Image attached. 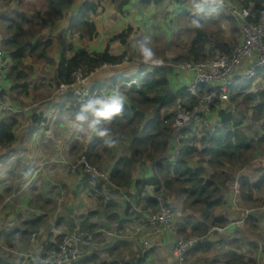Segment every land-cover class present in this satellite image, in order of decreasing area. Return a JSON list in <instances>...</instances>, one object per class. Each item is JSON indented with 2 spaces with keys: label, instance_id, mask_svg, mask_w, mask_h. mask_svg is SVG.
Listing matches in <instances>:
<instances>
[{
  "label": "crops",
  "instance_id": "0c3cea01",
  "mask_svg": "<svg viewBox=\"0 0 264 264\" xmlns=\"http://www.w3.org/2000/svg\"><path fill=\"white\" fill-rule=\"evenodd\" d=\"M34 1L37 2L38 0H12L10 4L0 5V54L3 55L6 64H11L12 60H10V54L3 49L5 37L6 34H8L3 21L14 19L15 17H24L30 21L31 24L34 23L30 11L28 13L24 11L26 10L25 6L29 4V7H31ZM123 1L124 0H40L42 3L52 4L53 12H50L47 7H42V10L36 14L37 17L42 16L45 8L44 12H48L49 17L48 19L41 20L43 30L36 35L33 44L39 40L50 41L51 47L48 51V57L54 60L56 65H58L63 58L71 59L76 51L81 50L78 47L81 44L82 37L78 36L81 32L76 28L75 22L79 17L80 10L86 3L99 5L101 8L100 12L97 11L93 15H90V20L94 21L97 28V36L90 41H95L99 37H102L105 39L104 41L120 42L114 40V38L126 31H130L129 40L132 35V29H143V27H145L144 29H148L153 26L148 25L151 20L148 14L152 12L155 13L156 8L159 7L139 4L130 0H125L128 4L122 7L121 4ZM103 2H107V4L102 10ZM57 4L61 7H57ZM167 5L171 7L175 14L181 12L187 18L192 16L191 10L187 5L175 4L174 2L169 3V1L165 2V6ZM4 7L5 12L1 13ZM120 7L123 9L122 13L119 12ZM33 9L34 8H32V10ZM55 11L57 12L56 15L54 14ZM222 13H224V11ZM58 15L59 17H57ZM109 16H112L113 19L115 16V21L122 23L116 26L115 31H113L114 25L111 26L112 22L111 19L108 18ZM58 18L60 19L59 21ZM232 23L235 25V20H233ZM44 25H48V27L44 28ZM27 29H29V27ZM225 29L230 32L228 27H225ZM234 30L236 31V27ZM2 32L6 33L5 36H2ZM61 38H66L68 41H58L57 45L60 46V50L53 52L54 44L57 42L56 39ZM239 42L240 40L237 38L234 40L233 46H235V44L237 45ZM27 64L29 67L31 66V63ZM122 67L123 66H108L99 72L97 83L100 82V79L104 80L106 83V85L101 84L97 87L99 92L101 90L110 89L113 85L120 83L114 81L113 78L117 75L116 71L120 70ZM55 69L54 66V71L52 74L48 75L49 77L52 76V81L49 84L50 87L55 85L53 82ZM35 70L37 72L40 71V69L31 68L29 72L30 76L28 81H30V85L27 90V96L21 93L20 90H14V88L20 84L19 82L4 79L1 83L6 103L10 109L3 114L2 120L6 117H16L17 125L14 129V142L8 147L0 148V222L2 220L9 223L7 228H0V233L24 229L27 222L36 220L41 221L40 228L47 224L45 229H41V233H49L47 239L41 236V240L37 245L32 244L31 241H27L21 242L13 248L0 239L1 256L7 258L10 264H17V257L21 258V260L24 259L23 262L25 261V264H31L30 258L36 255V253L37 256H39L56 249L61 242L60 239H62L64 235L70 233V230L72 232L73 229L77 227L82 228V224L88 222L90 225H97L98 229L95 233H99V236L104 235L107 240L106 243L102 245L101 243H96L97 246L94 245L86 252L84 257L91 258L94 256V259H92L94 261L90 264H108L115 261L127 262L139 258L149 251L151 255L146 264H177L174 253L176 246L175 237L169 231H162L157 235H152L154 227L150 224L149 219L156 211L152 207H149L145 200L137 198L134 186L116 187L111 184L108 177L105 188L109 186V188L119 195L118 198L112 197L116 200L114 202L111 201L115 206L108 207V201L106 200V202L103 203L105 204V208L97 211L94 203H91L94 201L93 199L86 202V200H89V197L87 194L88 189L85 186V178L82 174L74 175L72 172V163L92 146L96 137L87 132L80 133V135L78 134L77 136L73 130L74 128L70 118L59 115L60 112L61 115L62 112L67 115V111L73 113L70 110V99L63 100L62 103H58V105H53L56 108L53 112L50 111L53 106H49V108L40 107L37 103L27 104L30 95L35 91H42L46 83L44 80L47 77L45 75L42 77L39 75L37 76ZM259 76L263 78L262 75ZM256 78L253 80L255 81ZM193 81V74L176 69L172 77V88L176 91L187 89ZM218 107V110L214 112V114L212 113L208 116L214 126L219 121L218 115L224 110L225 105L220 104ZM56 114L58 115L56 116ZM148 115L149 121L153 118V113L152 116ZM35 116H37L36 119H39L38 123L33 119ZM64 122H66V126L69 129L68 131H64L66 127L61 126V123ZM192 132L193 133L188 134L190 139L195 138V136H204L203 134H194L196 129H193ZM180 138V140H186L187 137L181 136ZM118 143L124 146L122 153L119 151L116 153L114 151V147ZM82 144L84 145V150L83 146L81 148ZM112 146V154L102 150L100 151L101 157L96 164V166L107 175L112 171L118 159L128 153L129 147L131 146V137H122ZM117 148H119V145H117ZM167 149L165 155L172 154L176 156L169 151V146ZM179 150L177 148L174 152H179ZM261 155L262 156L257 158L258 160H256V162L253 161L251 163L250 167L242 168L240 172L235 175L236 181L231 183L233 186H229L226 191L224 190L225 204L221 207L222 213L220 212L221 208L216 210V216L225 218L229 223L225 228L215 226L225 231L222 235L212 234L209 236V241L206 243L209 249L199 252H194V250H192L189 252L188 258L195 260L197 264H225L226 256L233 250L232 247L235 243L238 244L239 254L244 255L247 259L256 260L257 264H264V187L256 194L255 202H244L240 195V185L238 183V180L244 176L248 177L252 183L264 178V160H262L264 159V153ZM174 156L168 158V161L173 163L175 161ZM200 162H202V160ZM259 162L261 164L256 165V163L258 164ZM190 167L193 169L199 168L198 166L194 167L192 165ZM155 173L154 164L149 160H145L144 163L135 170V180L151 178ZM64 179H68L69 183L65 184ZM58 186L64 188L68 186L69 195H72V200L70 201L71 206H73V200H78L79 206L77 208L80 209V211L81 208L87 209L83 212L81 211L83 214H76L77 211L75 210L74 218L68 221L69 223L67 225H65L66 217H64V215L58 218H55V216L52 217V215L56 214L57 209H48V207L54 203L51 196L53 194V189ZM238 188L239 193H237ZM157 194V187L149 186L146 188L145 195L150 196L151 199L155 200ZM228 194H230L229 197H227ZM106 195L107 193L104 194V196ZM176 197H178V199ZM176 197L168 194L166 196V202L174 206L181 202L183 203L184 211L185 197L182 198L179 195ZM22 199L23 203L21 202ZM34 202L35 205L33 204ZM134 202L137 206L134 205ZM17 205H21L20 208L26 210L23 211L20 209L21 211L19 212L15 209ZM169 207V210L173 213L174 211H172L173 208L171 205ZM111 208L115 211L110 210ZM139 208L141 209L140 211ZM71 209L72 207L70 211H72ZM66 212L68 211L64 210L65 215H67ZM192 216L197 215L191 210L190 213L187 212L186 217L180 216L182 219L174 223V225H176L173 227H176L178 230V226L186 218ZM51 218H54V224H51ZM172 218L174 220L173 214ZM43 222L46 224H43ZM249 227H251V229ZM103 229H105L106 232H104L105 230ZM110 232L113 234H108ZM145 242H148L147 246L144 245ZM217 242H220L219 245L221 246H218L217 249L220 250V254L222 255L221 258L218 257L219 260H214L211 259V257L214 248L217 247ZM43 245H46L47 248H49L48 246L50 245H54V247L47 251V248L45 249Z\"/></svg>",
  "mask_w": 264,
  "mask_h": 264
},
{
  "label": "trees",
  "instance_id": "16d2710c",
  "mask_svg": "<svg viewBox=\"0 0 264 264\" xmlns=\"http://www.w3.org/2000/svg\"><path fill=\"white\" fill-rule=\"evenodd\" d=\"M11 2L12 0H0V5L4 3L10 4ZM165 2V0H143L138 3L161 7L165 5ZM174 3L186 5L181 2ZM235 3L242 9L252 11L253 18L249 20L250 22H257L260 12L264 10V0H236ZM126 4L128 3L124 0L121 5L123 7ZM122 7L119 9L120 13H122ZM99 9H101L99 5L86 3L80 10L75 26L82 33V38L87 37L89 40H93L97 36L96 24L90 20V15H93ZM221 11L222 9L219 8L218 12ZM216 13L205 18L203 22L213 20ZM221 18H225V15L222 14ZM3 24L8 31L5 37L4 47L10 54V60H12L11 64H6L4 79L19 82L20 84L14 90H20L26 96L28 95L27 90L30 85V81L28 80L31 70L25 63L27 58L32 57L38 61H44L48 65L55 66L53 82L55 83L57 91L63 85H72L74 82L73 74L78 70H82L86 74H91L103 66H122L126 59V55H112L111 47H107L103 52H89L88 50L81 49L76 51L71 59L63 58L56 65L54 60L48 57V51L51 47L50 41L39 40L33 44L37 34H34L33 31L31 32L30 28L27 29L31 25L30 21L24 17H15L14 19L3 21ZM42 28L43 26L40 29L42 30ZM129 33L130 31H126L119 34L114 40L126 45ZM239 44L240 42L237 45ZM233 49L234 46L226 41L220 39L212 41L203 26L200 29H195V37L191 41L186 53L171 59L172 63L165 61L167 64L166 67L152 69L147 64L141 66L138 72L135 73H126L123 71L124 69H120L118 70L120 72L116 71L117 75L113 78L114 81L119 79L120 82H130L133 79L138 81L132 87L124 88L128 96L125 109L120 116L114 118L107 125L112 132L114 144L122 137L128 136L131 137V146L129 147L128 153L118 159L109 175L106 173L105 175L109 177L111 184L116 187L134 186L137 198L145 200L147 205L155 211L159 210V202L145 195L146 188L149 186L157 187V195H161L166 191L167 194H176L182 198L185 197L184 205L198 216L186 218L178 226V232L186 237H203L210 232L212 227L220 226L225 228L229 223L225 218L216 216V210L225 204L224 183L222 182L221 184L217 180L222 175V178L226 181L228 177L225 174L226 172H223L220 176H217L216 173L207 176L208 173L204 167L193 169L189 166V160L196 155H204L208 158V161L202 160V162L210 165L212 168L224 167L227 163L233 165L239 160L246 163L249 160L247 154L251 152L256 142L255 139H251L241 130L244 121L247 120L246 114H242L241 119H239L230 112L222 110L218 115L219 121L215 125L214 130L203 134L201 145L203 144L205 149L202 152L193 146V142H195L198 136L189 139L188 134L193 131V129H189L181 135L187 137L186 140L182 139L178 141L181 148H179V152H175V161L173 163L168 160L166 161L164 157L168 146H170L172 124L176 117L175 110L178 104H190L193 107L197 104L196 100L187 94L186 89L176 91L172 88V77L176 71L174 66L186 62L198 63L207 61L213 58L216 53L230 54ZM259 75H262L264 79V70L258 71L256 77ZM253 82V79L247 81L237 80L231 92L232 101L237 102L242 96H245V104L247 106L251 105V111L255 109L260 111V114L254 115L253 121L261 122L264 121V104L259 103L256 105V103L264 102V92L249 93ZM101 84L106 85L105 81L102 80L97 85L95 84V86L99 87ZM62 95H67L68 98L72 99L69 93ZM2 97L6 101L4 94H2ZM70 110L73 113L76 111L71 103ZM149 113H153V118L148 121L147 115ZM36 118L37 116L33 119L38 123L39 119ZM16 125V117H6L0 121V148L8 147L14 142V129ZM262 142H264V136L259 137L257 144L261 145ZM101 150L112 154L113 146L107 147L99 138H96L92 146L80 158L85 157L93 166H96L97 161L101 157ZM145 160H149L154 164L156 173L151 178L136 181L134 175L135 170ZM76 173L78 175L82 174L81 170L80 172L76 171ZM83 176L86 181L85 186L88 189V176ZM101 181L97 186L96 197L104 203L106 202L104 188L108 179ZM238 183L240 185L242 200L244 202H255L256 194L264 187V178L252 183L248 177L244 176L238 180ZM164 201L166 202L165 199ZM107 205L108 207L115 206L112 202L107 203ZM165 207L168 208L169 205L167 204ZM40 222L39 220L27 222L24 229L12 232H1L0 239L5 241V244L11 248L16 247L21 242H30L33 235H37L38 241H40L41 236L38 234L40 231ZM82 229L90 233H95L98 226L84 222ZM62 239H60L61 242ZM237 245L235 243L232 247L233 250L226 256L225 264H257L256 260L247 259L244 255L239 254ZM43 247L45 249L47 248L46 245H43ZM48 247L46 249L47 251L53 248L54 245ZM206 249H209V247L204 244L196 247L194 252L204 251ZM46 255L47 253L37 256L36 253L37 257L44 258ZM150 255L151 252L149 251L131 261H115L108 264H146ZM92 259H94V256L91 258L84 257L73 264H90L94 261ZM0 264L10 263L7 258L2 257L0 254Z\"/></svg>",
  "mask_w": 264,
  "mask_h": 264
},
{
  "label": "rangeland",
  "instance_id": "374dc122",
  "mask_svg": "<svg viewBox=\"0 0 264 264\" xmlns=\"http://www.w3.org/2000/svg\"><path fill=\"white\" fill-rule=\"evenodd\" d=\"M167 2V1H166ZM171 3V2H169ZM6 4V3H4ZM28 4V2H27ZM33 5L31 7H29V4L25 6L24 10L26 13H28L30 11V14H32L33 19H34V23H32L31 25H29L30 31L34 34H38L39 31L41 30V26H43L41 23V20L44 19H48L49 15L48 12L45 13V8L43 10V15L40 17H37L36 14H38V12H40L42 9V7H47L48 10H50V12H53V5L52 4H48V3H42L40 2V0H38L37 2L34 1L32 3ZM107 2H103V8L104 6H106ZM184 5V4H183ZM60 6L57 4V7ZM185 6V5H184ZM7 7V6H6ZM61 7V6H60ZM187 7V6H186ZM32 8H34L32 10ZM5 7L3 8L2 12H5ZM47 10V11H48ZM101 11V9H99V12ZM55 15L57 14V12L55 11L54 13ZM225 15V18H221V15ZM148 16L151 18L150 22L148 23V25H153L148 29H144L145 27H143V29H137L134 28L132 29V35L130 37V39L128 40V44L126 45H122L120 42H110V41H104L105 39L102 37H99L97 40L95 41H90L89 38L85 37L81 39V44L79 47V49H85L88 50L89 52H103L107 49V47H112L111 50V54L112 55H116V56H122V55H126V59L124 60V64L122 65L123 67L121 69H124L123 71L127 72H138L139 68L141 66H145L147 64H144L142 57L139 55L138 52V42L144 40L146 37L150 38L151 40V47L153 48V51L155 52V60H162V61H168L169 63L171 62V59L176 58L177 56H180L184 53H186V50L189 48V45L191 43V41L193 40V38L195 37V28L192 26L191 24V19L190 17L187 18L185 15H183V13L178 12L177 14H175L173 12V10L171 9V7L167 6H161L159 8H156L155 13H149ZM59 17V15L57 16ZM56 17V19H57ZM102 17V15H101ZM109 19H111L112 25L114 27V30L116 29V26H118L119 24H122L121 22H117L115 21L116 18L114 16V19L112 16L108 17ZM225 19V20H224ZM60 19L58 18V21ZM233 18L229 16V14L227 12L224 11V13L221 12H217L215 14V17L213 20H207L210 22H203L204 23V30L205 32L208 34L209 38H211V40H215V39H220V40H224V41H228L230 42L231 45H234V40H236L237 38L240 40V42H242V32L240 27L238 26V23H236L235 25L232 23L233 22ZM93 21V20H92ZM94 22V21H93ZM236 22V21H235ZM47 28L48 25H44V28ZM225 27H228L230 29V32L227 31L225 29ZM236 27V31L234 30ZM40 29V30H39ZM238 29V30H237ZM43 30V29H42ZM41 30V31H42ZM142 30V31H141ZM147 31V32H146ZM228 32V33H227ZM2 36H5L6 33L2 32ZM79 34V33H78ZM81 34H79L78 36H81ZM1 40V39H0ZM62 40L64 41H68L66 38H61V39H56L57 42H55L54 47H53V52H57L60 50V46L57 45L58 41L61 42ZM69 43V42H68ZM238 44V43H237ZM236 45V44H235ZM237 46V45H236ZM234 46V48L236 47ZM3 49L5 50L6 48L3 47ZM6 51V50H5ZM219 55V53H216V55L213 58H216ZM211 58V59H213ZM5 61V60H4ZM26 64L27 63H31L30 67L33 69H40V71H36L35 73H37V76L39 75L40 77H42L43 75H45L47 78L44 80L46 81V83L44 84V89L40 92H33L30 95V98L27 100V104L28 103H37L40 105V107H51L53 105H58V103H62L63 100H71V105H73V98H68L67 95H62L60 92H58L55 88V85H52L50 87V82L52 81V76L49 77L48 75L52 74V72L54 71V66L52 65H47L46 62L44 61H38L35 58H28L26 59ZM6 65V63H5ZM28 66V64H27ZM35 66V67H34ZM29 67V66H28ZM120 67V66H119ZM120 72V71H118ZM94 82H96L95 80L92 81L91 84H93ZM117 82H120L119 79L117 80ZM54 84V83H53ZM259 93V92H264V80L261 76L257 77L254 81V83H252V86L250 88V92L249 93ZM245 96H242L237 102L232 101V94H230L228 100H220L218 101L211 109L210 114H214V112H216L218 110V106L221 104H224V111L226 112H230L232 115H235L236 117H238L239 119H241L242 114H246L247 120L244 121V124L242 126V131L243 133L247 134L251 139H255L256 145H254L253 149L251 150V152L249 154H247L248 156V161L246 163H244L243 161L239 160L237 163L229 164L227 163L226 166L224 167H218V168H212L210 165L204 163V162H200L201 160L207 161L208 158L204 155H196L193 158H191L189 160V166H194V167H206V171H207V176L211 175L212 173H216L217 176H220L223 172H226L225 174L228 176L226 181L224 178L221 177L218 178L217 182L224 183L223 184V188L226 191V189L230 187H232L233 185L231 183L235 182V175L238 174V172H240V170L242 168L245 167H250L251 163L253 161L256 162V160H258L257 158L262 156L261 154L264 153V142L261 143V145L257 144L259 137H263L264 136V121L261 122H254L253 121V117L254 115L260 114V111L255 109L253 111H251V105L247 106L245 104ZM259 103H263V101L261 102H257L256 105H258ZM254 105V106H256ZM180 106L178 104L177 109L175 110V114L177 115V113L180 111ZM49 107V108H50ZM53 110H56L55 106L52 107V109H50L51 112H53ZM70 111H67V115H65V113L61 112L59 113L60 116L65 117V118H70V116L74 113H69ZM58 114H56L57 116ZM149 115L152 116V113H149ZM148 115V116H149ZM208 115V116H209ZM207 123L209 124L208 128H205L203 130H201L200 128H194L196 129V132H194V134L196 135H200V134H204L207 132H210L212 130H214L215 126L213 125V123L210 121L209 117L206 118ZM62 127H66V129L64 131H68V127L66 126V122L61 123ZM61 127V128H62ZM74 130V129H73ZM193 133V132H192ZM77 134V133H75ZM183 134V133H182ZM181 134V135H182ZM80 135V133H79ZM181 135H179L178 137H173V132L171 134L170 137V146H169V151H171L172 153L175 154V150L178 148H181L180 143L178 142L181 138ZM78 136V134H77ZM85 138V137H84ZM197 139L195 140V142H193V146L196 147L198 149V151L202 152L205 149V146L202 144L201 145V139L203 137L198 136L196 137ZM190 139V138H189ZM92 141V140H91ZM83 143V142H82ZM179 143V144H178ZM117 145H119V148H117ZM117 145H115L114 147V151L117 153L119 152H123L124 146L121 143H118ZM83 146V150H84V145H81V148ZM174 155L170 154V155H165V159L166 161L169 160L168 158L172 157ZM81 159L80 157L78 159H75L74 162L72 163L73 165L79 160ZM264 160V159H262ZM261 164L260 162L256 165ZM72 165V166H73ZM97 167V166H94ZM98 168V167H97ZM100 169V168H98ZM80 172V171H78ZM101 173L105 174V172L103 170H101ZM83 174V173H82ZM74 175L76 176L77 173H74ZM84 175V174H83ZM225 181V182H224ZM102 182L101 180L98 181ZM64 183L68 184L69 180L68 179H64ZM38 186V184H37ZM36 188V185H35ZM39 189V188H37ZM107 193L106 200L111 202V201H116L114 200L112 197H119V195L113 191L111 188H109V186H107L104 190V194ZM163 195V196H162ZM167 192L165 191V193L161 194L159 197L156 198H162L166 200V196H167ZM173 197H176L177 195H173L170 194ZM52 196V201L54 202L53 204H51L50 207H48V209H57L56 210V214L52 215L55 216V218L58 217H62V215H64V217H66V222L65 225H67L70 221L74 218V213L75 210L77 211L76 214H83L82 212L86 209V208H81L78 209L77 207L79 206V201L78 200H73V206H71L70 201L72 200V195H69V189L68 186H66V188L64 187H57L53 189V194ZM97 195H95L94 197H89V200H86V202H89L90 199L94 200L91 203H94V206L96 207L97 211L103 210L105 208V204H103L101 201L99 202L97 197ZM162 196V197H161ZM230 194H228L227 197H229ZM178 199V197H176ZM180 201V198H179ZM23 203V199L21 201ZM164 205H167L168 202H165L163 200L162 202ZM35 205V202L33 203ZM97 204V205H95ZM133 204V201H132ZM131 204V205H132ZM134 205L137 206V204ZM133 205V206H134ZM169 205V203H168ZM171 207L173 208L172 211H174L173 217V226L174 223H177V221H180V219H182L180 216L182 217H186L187 212L190 213L191 209L187 208L184 205L185 210L183 211V203L179 202L178 205L174 206L172 204H170ZM169 205V206H170ZM21 205H17V207H15L16 210H18L19 212L21 210H26L24 208H20ZM23 206V205H22ZM32 207V206H31ZM72 207V211H70V208ZM177 207V208H176ZM235 207V206H234ZM170 208V207H168ZM171 208V209H172ZM236 208V207H235ZM21 209V210H20ZM138 209V208H137ZM64 210L68 211L66 212L67 215L64 214ZM87 210V209H86ZM110 210L115 211L113 208H111ZM141 209L139 208V211ZM87 212V211H85ZM84 212V213H85ZM118 212V210H117ZM158 212V210L156 211ZM155 212V213H156ZM220 212L222 213V208L220 209ZM2 213V212H1ZM180 215V216H178ZM1 217V216H0ZM96 219V218H95ZM51 224H54V218H51ZM176 221V222H175ZM43 224H46L43 222ZM102 224V223H101ZM9 223L8 222H4L1 220L0 222V228L1 227H8ZM47 224L45 226H43L42 228H46ZM40 228L39 233H41V229ZM176 229V227H174ZM251 229V227H249ZM62 230V228H61ZM74 230V229H73ZM105 230V229H103ZM112 230V229H110ZM117 231V230H116ZM178 231V230H177ZM71 232V230H70ZM106 232V230L104 231ZM49 232H43L41 234H39L40 236L44 237L45 239H47V235ZM115 233V232H114ZM108 234H113L112 232L108 233ZM183 235V234H182ZM185 236V235H183ZM102 237V238H101ZM106 239L104 237V235H100L99 233L96 234V243L100 244H104L106 243ZM113 241V240H112ZM220 242H217V247L214 248V252H212V257L211 259L214 260H219L218 257L221 258L220 254V250H218V246ZM97 246V245H96ZM149 248V247H148ZM254 255V254H252ZM24 259L21 260V258L17 257V264H25V261L23 262ZM210 260V259H209ZM187 264H197L195 260H192L190 258H188L187 260Z\"/></svg>",
  "mask_w": 264,
  "mask_h": 264
},
{
  "label": "built area",
  "instance_id": "2783aa9c",
  "mask_svg": "<svg viewBox=\"0 0 264 264\" xmlns=\"http://www.w3.org/2000/svg\"><path fill=\"white\" fill-rule=\"evenodd\" d=\"M132 2H141L143 0H130ZM169 2H181L189 6L191 15L194 13V0H165ZM236 0H211V3L219 5L222 11H225L232 17L242 32V42L237 45L230 54H219L216 58L202 62H186L175 65L180 71L191 73L194 75L193 83L186 89L187 94L193 97L197 104L180 106L173 124V137H178L184 131L194 128L201 130L208 128L206 121L212 107L220 100H228L235 82L239 79L243 81L252 80L257 76L258 71L264 70V10L259 14L257 22H250L253 18L252 11L242 9L236 3ZM159 63L148 64L152 69H162L167 64L162 60H156ZM248 62V64H247ZM5 61L0 54V121L4 113L9 111V107L4 101L1 83L5 75ZM108 66H103L96 72L86 74L82 70H78L73 74V84L70 86H61V94L69 93L73 98V107L78 109L82 99H86L83 93L91 94L99 93L95 86L99 72ZM119 67V66H116ZM243 71V72H242ZM96 81L93 84L92 81ZM99 81H102L100 79ZM126 85L133 86L137 83L136 79L130 82H123ZM88 176V196L94 197L97 192L99 180H107L108 177L101 173V170L94 167L85 157L79 159L73 166L72 172L80 171ZM239 193V188L237 189ZM157 195L156 197H159ZM159 202L158 212L150 216L149 222L154 227L152 235H157L162 231H169L176 239L174 253L177 264H187V258L190 251L200 245H204L209 241L212 234L222 235L224 229L220 227H212L210 232L203 237L190 236L186 237L180 234L173 227V218L171 211L165 207L162 198H156ZM249 214V213H247ZM31 243L38 244V236L33 235ZM96 233L84 231L81 227H77L72 232L64 235L62 242L58 247L47 255L30 258L32 264H73L84 258L86 252L95 245ZM145 246L148 242L144 243Z\"/></svg>",
  "mask_w": 264,
  "mask_h": 264
},
{
  "label": "clouds",
  "instance_id": "9594fccd",
  "mask_svg": "<svg viewBox=\"0 0 264 264\" xmlns=\"http://www.w3.org/2000/svg\"><path fill=\"white\" fill-rule=\"evenodd\" d=\"M193 7L194 13L190 19L195 29L202 28L204 19L219 10V5L211 3V0H194ZM138 52L144 64L159 63L155 60V52L151 47L150 38L146 37L138 42ZM128 86L120 82L97 94L83 93L86 99H82L78 109L70 116L74 132L77 134L91 133L94 137L99 138L105 146L111 147L114 140L107 125L124 111L128 101L124 88Z\"/></svg>",
  "mask_w": 264,
  "mask_h": 264
},
{
  "label": "water",
  "instance_id": "95a60500",
  "mask_svg": "<svg viewBox=\"0 0 264 264\" xmlns=\"http://www.w3.org/2000/svg\"><path fill=\"white\" fill-rule=\"evenodd\" d=\"M179 105H181V103H179Z\"/></svg>",
  "mask_w": 264,
  "mask_h": 264
}]
</instances>
